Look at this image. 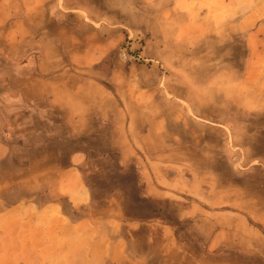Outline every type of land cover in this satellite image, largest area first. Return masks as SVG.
Masks as SVG:
<instances>
[{
  "label": "rangeland",
  "instance_id": "374dc122",
  "mask_svg": "<svg viewBox=\"0 0 264 264\" xmlns=\"http://www.w3.org/2000/svg\"><path fill=\"white\" fill-rule=\"evenodd\" d=\"M64 2L0 0V138L12 153L6 166L19 170L49 156L66 168L78 150L77 180L64 178L59 202L67 219L104 223L133 254L153 249L154 264H264L251 253L264 240V52L145 48L147 37L132 31L94 65L72 69L59 55L66 64L39 73L59 26L77 35L96 29L101 37L125 31L116 13L104 12V0ZM55 78L62 94L79 79L109 92L87 100L84 131L73 138L66 131L72 111L48 106L52 87L40 91V79ZM128 123H135L133 141ZM162 175L174 179L164 199L151 195ZM22 184L6 189L10 201ZM157 221L175 230L178 242L169 249ZM217 233L222 245L206 251Z\"/></svg>",
  "mask_w": 264,
  "mask_h": 264
},
{
  "label": "crops",
  "instance_id": "0c3cea01",
  "mask_svg": "<svg viewBox=\"0 0 264 264\" xmlns=\"http://www.w3.org/2000/svg\"><path fill=\"white\" fill-rule=\"evenodd\" d=\"M58 3L51 4L57 6ZM103 4L106 14L116 13L118 19L125 22L122 25L125 31L101 37L96 29L77 35L59 26L45 56L39 59V73H50L66 63L72 69L94 65L120 48L127 33L132 31L147 37L149 44L145 48H252L253 53L264 52V0H104ZM129 44L130 48L136 47L133 42ZM59 55L62 59L65 56L66 63L61 64ZM55 80L40 79V91L44 93V88L52 87L47 91L48 106H65L72 111L68 128L73 138L74 134L84 131L87 100L94 97L100 101L109 92L94 81L79 79L73 82L70 92L62 94L57 92L60 79ZM134 127L135 123L132 127L128 123L126 128L132 141ZM11 154V146L0 138V264H154L147 253L149 250L153 253V249L133 254L129 243L113 237L104 223L96 224L93 219L71 221L64 216L59 204L66 194L67 179L64 178L72 176L77 180L74 171L77 172L80 161L78 150L68 156L66 168L59 159L46 156L29 159L21 169L15 170L6 166ZM8 177L23 182L12 201L6 189L17 182L7 184ZM157 183L161 189L151 195L169 197L167 191L174 179L162 175ZM157 222L169 249L178 242L175 230L163 221ZM129 225L136 229L132 228V223ZM221 245L217 233L206 251ZM251 253L264 257V240Z\"/></svg>",
  "mask_w": 264,
  "mask_h": 264
},
{
  "label": "trees",
  "instance_id": "16d2710c",
  "mask_svg": "<svg viewBox=\"0 0 264 264\" xmlns=\"http://www.w3.org/2000/svg\"><path fill=\"white\" fill-rule=\"evenodd\" d=\"M66 131H67V133H69L70 135H71V133H70V131H69V128L67 127L66 128ZM74 137V136H73Z\"/></svg>",
  "mask_w": 264,
  "mask_h": 264
}]
</instances>
